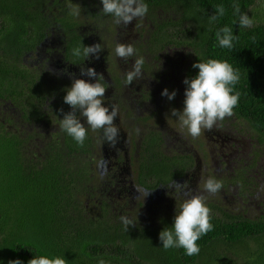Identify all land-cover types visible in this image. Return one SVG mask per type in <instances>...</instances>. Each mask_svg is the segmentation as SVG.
Masks as SVG:
<instances>
[{"label":"trees","instance_id":"obj_1","mask_svg":"<svg viewBox=\"0 0 264 264\" xmlns=\"http://www.w3.org/2000/svg\"><path fill=\"white\" fill-rule=\"evenodd\" d=\"M254 1L144 0V3L149 8H161L170 24L165 37L168 41H159L157 49L173 46L191 56L189 66L184 69L187 79L198 74L193 64L208 59L227 60L239 71L240 79L233 88L234 93H240V99L230 118L247 125L253 134L248 136L254 138L264 158V22L240 27L239 14H234L233 9L234 4H239L241 13L248 14ZM70 2L0 0V111L18 113L21 121L15 132L0 122V264L17 259L28 264L41 255L63 257L67 264H98L100 259L107 264H264V216L251 220L232 213L226 206L207 205L216 210L211 213L213 230L197 241L198 255L187 256L182 248L162 247L159 233L171 228L173 217L159 218L151 225L139 216H131L128 218L135 225L126 232L120 220L121 216L127 217L126 206L116 204L115 196L91 185L93 174L83 159L97 148L89 133L81 147L61 127L45 138L33 125L39 121L34 117L37 118L42 109L40 104L54 84L20 68L21 51L33 48L35 41L44 40L51 30L60 28L65 33L70 27L66 23L73 18L67 10ZM77 4L81 8L78 17L83 21L88 14V1L78 0ZM218 5L225 7V14L210 22ZM57 6L60 12L52 10ZM45 7L48 10L43 11ZM225 26L231 27L238 37L232 49L221 48L216 39V33ZM74 37L80 41L81 36ZM67 109H71L68 104L64 105V111ZM54 110L55 121L60 125L61 109ZM39 142L45 143V149L37 148ZM185 156L183 165L191 164L193 158L189 156L187 160ZM175 167L166 156L154 162L145 161L139 169V183L149 188L164 185L174 173L176 176L179 170ZM259 173L264 181V165ZM242 181L247 184L245 176ZM93 189L102 196L87 198L96 207L95 212L88 213L87 201L78 196L93 193ZM128 209L137 212L136 207ZM251 242H255V248ZM221 245L225 251L219 252L217 248Z\"/></svg>","mask_w":264,"mask_h":264},{"label":"flooded vegetation","instance_id":"obj_2","mask_svg":"<svg viewBox=\"0 0 264 264\" xmlns=\"http://www.w3.org/2000/svg\"><path fill=\"white\" fill-rule=\"evenodd\" d=\"M87 1L89 7L85 6L84 8H88V14L83 21L80 17L71 16L69 13L70 17L73 18L66 23L70 27L65 33L60 28L58 31L51 30L50 35L44 40L35 41L33 48L22 49L21 51L20 68L34 77L44 78L50 84H54L48 90L50 94L45 96V102L41 103L40 107L38 106L39 109H42L36 114L37 118L34 117V119H39V121L33 122V125L39 128L38 130L42 132L45 138L51 131L57 132L60 125L55 121L54 109L62 110V118L65 111L70 112L72 110L64 111L66 103L61 95H66V89L71 87L73 79L95 82L93 78L81 75L80 70L83 66L94 68L98 74L103 75V80L100 82L108 86L104 98L105 106L110 108L115 106L118 109V116L114 119V123L119 129V141L114 148L111 147L103 140V130H91L86 120L79 111L77 112V118L85 123L91 141L95 142L101 139L103 142L101 147V152L104 153L102 154L103 159L97 167L100 174L95 182L90 181L92 186L96 184L97 189L105 190L109 195L115 196L114 201H117L115 203L120 204V206H128L129 202L135 199L134 205L145 207V211L154 217L153 220L156 222L159 218H175L176 211H179L183 199L188 197H185L183 193L179 197L180 194L176 193L174 189H169L168 185L172 180L178 183L186 181L188 185L186 191H190L191 195L201 194V190L192 184L193 180L197 179L196 170H198L199 164L201 162L206 164V157L201 159L198 157L200 155L197 150L201 148L203 150L202 155L206 154L211 159L210 163L204 167L213 169L214 173L218 175L215 179L220 180L218 178L224 169L232 177L221 191L232 189L231 198L240 201L252 200L254 194L250 190L257 183L261 187L263 185L262 177L258 181L257 176L260 174L259 169L264 165V162L259 163L256 160L259 156L257 152L252 153L249 157L251 144L249 140L251 138L234 133L226 123H220V121H217L211 130L204 129L200 136L193 138L187 133L184 134V130L175 131L169 127L165 115L159 113V107L166 105L172 109L179 105L183 110L184 93L187 87L183 83L186 79L184 73L186 65L183 66L186 50L178 52L173 46L157 49L159 41H168L165 37L168 34L167 29L170 24L166 19L165 12L158 7H148V12L143 18H137L125 27L123 24L117 25L111 14L102 12L101 0ZM46 10H48L47 7L43 9V11ZM52 10L60 12V7H53ZM67 10H70L69 7ZM53 24L57 27V23ZM54 28L53 26L52 29ZM74 36H81L80 41H76L77 37ZM97 43L101 44L103 48L99 59L92 56L87 59L81 56L77 59L72 55V50L81 44L91 46ZM117 43L133 45L137 50L136 55L127 61L120 59L115 54ZM141 56L144 58L142 77L133 81L131 85L125 86V74L132 70L135 59ZM26 57L29 58V66L34 68L22 66L23 59ZM50 74L53 75L52 79L47 78ZM52 88L53 90H51ZM164 89H168L169 93L175 90V98L168 100L166 96H162L161 92ZM5 111H0V118L3 119L0 122L3 125L6 122H9L8 127L13 122L17 123V126L21 125L18 113L7 112L5 114L3 113ZM40 113L46 118L42 119ZM160 115H162L161 118ZM225 119L222 121L225 122ZM50 124H52L53 130H48ZM8 127L7 130L10 129ZM137 129H139L138 134ZM15 130L11 131L15 132ZM238 140L247 141L243 150L239 149ZM185 154L188 156L187 160L190 157L193 158L191 164L183 165V160L186 159ZM88 155L89 153H87ZM95 155H98L97 151L92 153V156ZM163 156L168 157L173 166L176 164L175 168L179 170L175 171L176 176L174 173L169 182L153 188L139 183L138 173L142 163L145 161L154 162ZM134 161L139 163L136 182L130 177ZM87 162L91 170L94 169L92 157H90V162ZM253 167V171L257 173L254 174L257 180L252 178L254 176L250 168ZM90 173L92 175L93 170ZM179 173H182L181 176L178 175ZM126 174L129 175L126 177ZM244 176L247 184L242 181ZM137 188L150 191L149 195L144 199L136 197V195L144 194L142 190L137 193ZM93 191L96 193L95 189ZM132 191H134L133 196ZM91 194V191L87 193V198ZM134 195L136 198H133ZM101 196L98 194V198ZM92 198L94 197L92 196ZM176 199L179 200L176 201ZM86 201L89 203L91 199H86ZM261 201L259 200V206H261ZM167 210L169 212L161 213ZM154 214L159 215L154 216ZM168 214L170 216H165Z\"/></svg>","mask_w":264,"mask_h":264},{"label":"clouds","instance_id":"obj_3","mask_svg":"<svg viewBox=\"0 0 264 264\" xmlns=\"http://www.w3.org/2000/svg\"><path fill=\"white\" fill-rule=\"evenodd\" d=\"M102 12L111 14L117 25L125 27L137 18H143L148 12V5L144 0H101ZM70 15L80 16L81 8L78 4H70ZM234 14H239V26L251 27L254 21L245 13H241L239 4L233 5ZM225 14V7L218 5L215 14L210 16V22L216 21ZM216 39L221 48L232 49L233 41L238 39L233 35L229 26L221 28L216 33ZM255 40V37H253ZM82 45V44H81ZM103 50L101 44L76 47L72 50L75 57L83 56L84 59L90 56L99 59ZM137 50L131 44L117 43L115 54L122 60L127 61L135 56ZM144 58L141 56L135 59L132 70L125 74V86L142 77ZM197 68L198 74L191 80L185 79L184 107L182 111L171 110V115L179 119L181 128H185L190 136L196 138L201 135L202 130H211L217 121L234 114L233 109L238 105L240 93L235 92L233 86L238 83L239 71L234 69L227 60L208 59L206 62H199L192 65ZM81 75L93 78L95 82L90 83L84 79H73L71 87L66 89L63 100L71 107V111L64 114L60 119V127L71 136L79 146H83L87 138L88 129L81 119L77 118V112L86 120L87 125L93 131L103 130V140L111 147H115L119 141V129L114 123L118 116V109L105 106L104 98L108 86L101 83L103 75L98 74L94 68L81 67ZM168 100L175 98L176 92L169 93L168 89L161 92ZM62 111V110H61ZM137 134L139 129L136 130ZM252 141V140H251ZM223 187V183L213 177H209L203 184L204 191L215 195ZM178 194L183 193L185 197L180 204L179 211H176L174 223L171 228H165L159 233V239L165 250L170 248H182L187 256L198 255L200 252L197 241L208 232L213 230L211 223V209L206 205L207 197L202 194L191 195L187 182L178 183L174 180L168 185ZM139 192L140 190L137 189ZM150 191H144L143 199ZM144 203V202H143ZM120 220L127 232L129 226L135 223L128 217L121 216ZM9 264H22L20 260L9 261ZM28 264H67V261L60 256L49 258L41 255L28 261ZM98 264H107L100 259Z\"/></svg>","mask_w":264,"mask_h":264},{"label":"rangeland","instance_id":"obj_4","mask_svg":"<svg viewBox=\"0 0 264 264\" xmlns=\"http://www.w3.org/2000/svg\"><path fill=\"white\" fill-rule=\"evenodd\" d=\"M77 4L78 3V0H71L70 4ZM68 4V6L70 5ZM67 5V4H66ZM66 6L63 5V8H65ZM70 8V7H69ZM61 10V9H60ZM253 21L254 23L253 24H256V23H259V22H264V0H255L253 5L250 7V9L248 10V14H247ZM110 38H112V36H110ZM186 57L183 58V66L186 65V68L189 66V62L191 60V57L189 54H185ZM29 58L26 57V59H23V62H22V66H25V68H34L33 66H29ZM34 71V70H32ZM49 74V73H48ZM47 78H53V75L50 74L47 76ZM167 106V105H166ZM166 106H163V107H159V113L160 114H163L165 115V118H166V123L169 127H172L175 131H182L184 130V134L187 133V130L185 128H181L180 126V122H179V119L178 117L176 116H172L171 115V110H172V107H166ZM166 107V108H165ZM165 108V109H163ZM177 111H182V108L181 106L179 105H176L175 108ZM7 111L3 112V113H7ZM68 113L67 111L64 112V114ZM162 117V115H160V118ZM6 118V117H5ZM0 120H3L2 118H0ZM226 123L228 125V128L233 131L234 133L238 134V135H243V137H246V138H251L250 136L248 135H251L253 136V134L251 133V131L248 129L247 125L240 121V120H237V119H232L230 117H228L227 119H225V122L223 121H220V123ZM5 126L8 127L9 125V122H6L4 123ZM17 127V123L15 124L13 122V124L8 127L10 128L9 130H15ZM22 130H25V129H22L21 128V131ZM48 130H53V126L52 124H50L48 126ZM20 132V131H19ZM190 136V135H189ZM240 137V136H239ZM253 140H249L251 142L250 144V151H249V157H251L252 153L254 152H259V156H257L256 160L261 163L263 161V156L262 154L260 153L261 151L259 150V148L255 145V142H254V138H252ZM246 142L247 141H241V140H238V144H239V149L240 150H243L245 147H246ZM40 144L37 145V148H43L45 149V143L42 142H39ZM102 140L101 139H98L96 140L95 142H93L94 145H96V148H97V153L98 155H95V156H92V155H88L87 156V153L85 154L84 156V159L86 161V159H88L87 161L90 162V157H92V161H93V167L94 169L93 170V177H92V182L94 181L95 182V178L97 179L99 174H100V171L99 169L97 168L98 165L100 164V161H102L103 157H102V154H104L103 152H101V147H102ZM30 149H32L31 146H29ZM44 151V150H43ZM202 149L201 148H198L197 152H199L198 154L200 156H198L200 159L203 158V157H206L205 158V163H200L199 164V168L198 170H196V177L197 179L196 180H193L192 184L193 185H196L200 190H201V194L206 196L207 199H206V205L210 204V203H214V204H218L219 206H226L227 208H229L231 210L232 213L234 214H243V216L247 217L248 219H251V220H257L258 218H260L261 216H264V187L262 188L260 186L259 183L256 184L255 187H253V189H251V193L254 194L252 196V200H245V201H240L236 198H231L232 197V194H231V191L232 189H226V190H219L215 195H210L209 193H207L206 191H204V188H203V184L206 180V178L208 179L209 177H213V178H216L218 177V175H216L213 171V169L211 168H205L204 165H208L211 161V159L206 155H202ZM248 157V158H249ZM245 159L246 161L248 160ZM195 163V161H194ZM138 162H135L134 161V164H133V168L130 172V177L136 182L137 180V172H138ZM209 167V166H208ZM97 168V169H96ZM254 167L253 168H250V170L252 171L253 174H255V172L253 171ZM91 170V171H92ZM129 174H126V177L128 176ZM260 175V174H259ZM231 176L228 175V171H226L224 169V171L222 172V174L220 175V177L218 179H220L223 183V187H226L227 184L229 183V181L231 180ZM254 178V180H257L255 177H252ZM258 178V176H257ZM260 178H261V175H260ZM195 183V184H194ZM264 185V181L262 183ZM94 186H96V184H93ZM90 188V187H89ZM139 189L141 192V190L143 191V189L141 188H137ZM133 192L132 191V196H133ZM137 191V193H139ZM144 192V191H143ZM176 192V191H175ZM177 193V192H176ZM94 198H98V193L96 192H93L91 194ZM140 197V198H143V194L142 195H136V197ZM182 194L180 193V196L181 197ZM78 197H81V200L83 202H85V200L87 199V196L86 195H82V196H78ZM135 195L133 198H136ZM177 197V198H179ZM183 199V198H182ZM179 200V199H176V201ZM181 200V199H180ZM184 200V199H183ZM259 200H262L261 201V206H259L260 202ZM135 199L133 201H130L128 206H126V208L124 207L125 209V212L127 213V217H131V216H139L143 219H145V221H147L148 224H151L153 225V218L149 213H147L145 211V207H142L140 205H134V202ZM87 204H85L87 206V211L88 213H93V211L95 212L96 211V207L95 205L93 204V202H86ZM134 206L137 208V212H133V210H129V208H134ZM210 208V207H209ZM211 209V213L212 212H216V210L214 208H210ZM169 212L168 210L167 211H162L161 213H167ZM148 215V216H147ZM159 215V214H157ZM156 214H154V216H157ZM162 215V214H160ZM165 216H170L169 214L168 215H165ZM254 246V243L251 242ZM251 246V245H250ZM256 247V245L254 246V248ZM224 246L221 245L220 247L218 246L217 248V251H225L224 250Z\"/></svg>","mask_w":264,"mask_h":264}]
</instances>
